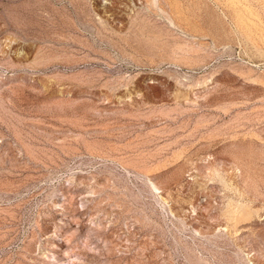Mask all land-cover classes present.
Instances as JSON below:
<instances>
[{"label": "rangeland", "instance_id": "obj_1", "mask_svg": "<svg viewBox=\"0 0 264 264\" xmlns=\"http://www.w3.org/2000/svg\"><path fill=\"white\" fill-rule=\"evenodd\" d=\"M0 264H264V0H0Z\"/></svg>", "mask_w": 264, "mask_h": 264}]
</instances>
